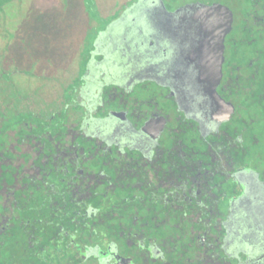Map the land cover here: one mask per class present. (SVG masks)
<instances>
[{
    "label": "flooded vegetation",
    "instance_id": "flooded-vegetation-1",
    "mask_svg": "<svg viewBox=\"0 0 264 264\" xmlns=\"http://www.w3.org/2000/svg\"><path fill=\"white\" fill-rule=\"evenodd\" d=\"M84 2L71 76L0 96V264H264V0Z\"/></svg>",
    "mask_w": 264,
    "mask_h": 264
},
{
    "label": "rangeland",
    "instance_id": "rangeland-1",
    "mask_svg": "<svg viewBox=\"0 0 264 264\" xmlns=\"http://www.w3.org/2000/svg\"><path fill=\"white\" fill-rule=\"evenodd\" d=\"M94 1L104 14L124 0ZM100 18L84 0H0V96L9 88L54 94L79 66L90 25Z\"/></svg>",
    "mask_w": 264,
    "mask_h": 264
}]
</instances>
